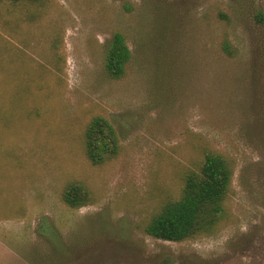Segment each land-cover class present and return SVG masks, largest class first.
<instances>
[{
	"label": "rangeland",
	"instance_id": "obj_1",
	"mask_svg": "<svg viewBox=\"0 0 264 264\" xmlns=\"http://www.w3.org/2000/svg\"><path fill=\"white\" fill-rule=\"evenodd\" d=\"M52 5L11 35L21 9L0 4V264H264V0ZM117 32L133 55L121 80L105 69ZM96 116L121 144L103 166L84 149ZM204 147L234 163L225 224L182 243L146 235ZM72 181L89 206L62 201Z\"/></svg>",
	"mask_w": 264,
	"mask_h": 264
},
{
	"label": "trees",
	"instance_id": "obj_2",
	"mask_svg": "<svg viewBox=\"0 0 264 264\" xmlns=\"http://www.w3.org/2000/svg\"><path fill=\"white\" fill-rule=\"evenodd\" d=\"M52 1L0 0V4L12 3L21 9V15L12 23L15 26L10 34L17 35L18 26L24 27L23 32L27 27L39 25L46 13L53 8ZM127 9L130 10L129 7ZM254 20L264 27V11L256 12ZM23 44L27 46L24 42ZM223 51L229 57L234 56V48L229 41L224 42ZM132 58L126 36L120 32L115 33L105 55L107 74L115 80L125 78ZM84 149L93 166H103L119 156L120 138L107 118L96 116L87 125ZM234 171V163L226 154L204 147L198 168L184 172L179 196L166 201L143 225V232L155 239L174 243L216 233L229 215L227 203ZM62 201L68 207L78 210L89 206L93 197L87 186L79 181H72L64 187Z\"/></svg>",
	"mask_w": 264,
	"mask_h": 264
}]
</instances>
